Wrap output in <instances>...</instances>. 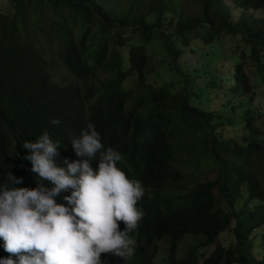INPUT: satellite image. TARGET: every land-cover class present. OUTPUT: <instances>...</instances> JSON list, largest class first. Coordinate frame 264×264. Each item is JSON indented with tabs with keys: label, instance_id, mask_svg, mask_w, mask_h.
Here are the masks:
<instances>
[{
	"label": "trees",
	"instance_id": "trees-1",
	"mask_svg": "<svg viewBox=\"0 0 264 264\" xmlns=\"http://www.w3.org/2000/svg\"><path fill=\"white\" fill-rule=\"evenodd\" d=\"M139 1L117 13L112 0H0V182L10 170L23 178L17 187L36 186L20 145L45 130L61 141L58 164L81 159L69 137L92 123L105 148L121 153L117 166L144 189L137 202L144 215L128 233L134 254H105L103 264H163L155 260L163 240L166 264H264V110L224 117L227 104L212 108L205 91L207 81L226 92H254L246 67L264 73V14L255 13L264 12V0H201L195 15L168 24L163 0ZM230 2L244 10L237 19ZM154 39L168 53L178 84L149 81ZM196 39L233 44L238 59L228 76L188 78L180 59ZM44 44L75 82L52 79ZM53 117L60 124H50ZM224 127L237 137L225 138ZM67 194L56 201L64 203ZM224 232L230 242L219 241ZM186 235L196 242L179 257ZM9 255L16 259L0 240V258Z\"/></svg>",
	"mask_w": 264,
	"mask_h": 264
},
{
	"label": "clouds",
	"instance_id": "clouds-1",
	"mask_svg": "<svg viewBox=\"0 0 264 264\" xmlns=\"http://www.w3.org/2000/svg\"><path fill=\"white\" fill-rule=\"evenodd\" d=\"M49 123L60 120L53 117ZM69 139L81 159L64 157L59 164L61 141L47 130L20 145L36 186L17 187L23 178L10 170L0 182V240L16 257L0 258V264H102V253L123 259L134 254L136 242L128 233L144 215L137 207L143 186L117 166L121 153L105 148L94 124ZM62 192L69 194L58 203Z\"/></svg>",
	"mask_w": 264,
	"mask_h": 264
},
{
	"label": "rangeland",
	"instance_id": "rangeland-1",
	"mask_svg": "<svg viewBox=\"0 0 264 264\" xmlns=\"http://www.w3.org/2000/svg\"><path fill=\"white\" fill-rule=\"evenodd\" d=\"M132 1L133 0H112L109 5L113 6L116 9L115 12L118 13L121 9L129 7ZM144 1L145 0H140L139 2L143 4ZM163 6L162 17L168 24L170 19H173L175 22L181 16L195 15V13L201 8V0H163ZM230 8L231 15L234 19L239 18L244 12L243 9L236 7L232 2H230ZM255 13L258 15L264 14L262 11ZM147 19L149 21H154L155 14H150ZM214 45L215 43L205 44L201 40L196 39L192 41L188 47L183 48V54L180 59V68L187 74L188 78L194 79L197 73H204L205 77L207 76L209 78L214 75L228 76L230 74L231 64L238 59V56L232 51L233 44L227 39H223L222 45H219V43H217V46ZM44 46L46 49L43 53L47 62L48 72L51 74L52 79L57 82H75L76 80L74 76L71 75L61 64L55 52H53L46 44H44ZM148 49L153 60V69L149 74V81L156 87L169 84L172 81H176L178 84V75L175 72H172L168 64L170 57L165 49H163L161 41L154 39L151 44L148 45ZM217 57L220 58L216 60ZM246 71L251 78L250 83L251 86L254 87V92L252 91L249 95L226 92L220 88H212L213 84H209V82L206 81V94L209 95L210 100L213 98L212 103L208 105H211L212 108L216 109L219 107L222 108L221 102L227 104L222 111L224 117H240L247 110H255L257 113L258 107H261L260 109L264 110V73L261 71L257 73L256 68L253 66H247ZM203 78V76L198 77V80L203 81ZM138 91L142 92V89H138ZM203 105H205V103ZM261 126L264 128V120L261 122ZM233 131L234 129L232 128L227 129L224 127L222 134L225 138L232 141L235 136L237 137L236 132L232 134ZM230 240L228 232H224L219 236V241L221 243H227L230 242ZM195 242L194 237L186 235L179 243V257H184L189 246ZM158 246V253L155 260L159 263L166 264L169 253L168 242L163 240L159 242ZM213 249L214 246H210L206 250L207 252H211ZM104 257L105 254L102 253L101 259H104ZM103 262L104 260L102 261V264Z\"/></svg>",
	"mask_w": 264,
	"mask_h": 264
}]
</instances>
